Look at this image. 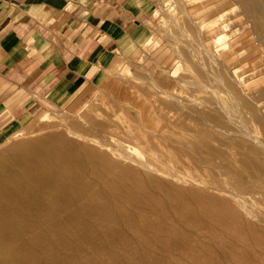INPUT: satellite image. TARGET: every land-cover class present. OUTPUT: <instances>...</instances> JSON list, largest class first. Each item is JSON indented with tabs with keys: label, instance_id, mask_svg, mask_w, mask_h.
Returning <instances> with one entry per match:
<instances>
[{
	"label": "bare ground",
	"instance_id": "6f19581e",
	"mask_svg": "<svg viewBox=\"0 0 264 264\" xmlns=\"http://www.w3.org/2000/svg\"><path fill=\"white\" fill-rule=\"evenodd\" d=\"M247 129L225 147L206 131L173 146L165 137L155 161L113 148L112 128L10 146L0 153V264H264V216L248 205L264 203V141Z\"/></svg>",
	"mask_w": 264,
	"mask_h": 264
},
{
	"label": "rangeland",
	"instance_id": "374dc122",
	"mask_svg": "<svg viewBox=\"0 0 264 264\" xmlns=\"http://www.w3.org/2000/svg\"><path fill=\"white\" fill-rule=\"evenodd\" d=\"M145 24L152 30L145 46L119 53L97 85L66 104L41 102L19 122L25 126L2 131L0 153L69 131L76 133L67 134L70 140L82 142L79 136L91 137L94 128H112L107 142L113 148L151 161L152 146L160 141L165 148L170 136L173 146L206 131L215 146L225 147L248 128L264 141V0H163ZM139 133L146 140L134 139ZM248 205L264 216L258 197Z\"/></svg>",
	"mask_w": 264,
	"mask_h": 264
},
{
	"label": "crops",
	"instance_id": "0c3cea01",
	"mask_svg": "<svg viewBox=\"0 0 264 264\" xmlns=\"http://www.w3.org/2000/svg\"><path fill=\"white\" fill-rule=\"evenodd\" d=\"M163 0H0V134L46 102L62 106L145 46ZM8 134V135H9Z\"/></svg>",
	"mask_w": 264,
	"mask_h": 264
}]
</instances>
